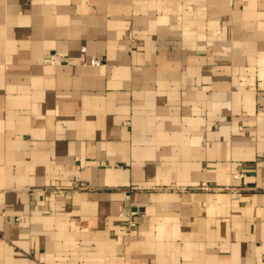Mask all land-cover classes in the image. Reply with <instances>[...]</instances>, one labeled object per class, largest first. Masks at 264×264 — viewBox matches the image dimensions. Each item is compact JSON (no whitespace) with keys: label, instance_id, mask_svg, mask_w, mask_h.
Returning a JSON list of instances; mask_svg holds the SVG:
<instances>
[{"label":"crops","instance_id":"1","mask_svg":"<svg viewBox=\"0 0 264 264\" xmlns=\"http://www.w3.org/2000/svg\"><path fill=\"white\" fill-rule=\"evenodd\" d=\"M0 264H264V0H0Z\"/></svg>","mask_w":264,"mask_h":264},{"label":"built area","instance_id":"2","mask_svg":"<svg viewBox=\"0 0 264 264\" xmlns=\"http://www.w3.org/2000/svg\"><path fill=\"white\" fill-rule=\"evenodd\" d=\"M85 50V49H84ZM51 59H53V60H62L61 59V57L60 56H57V55H53L52 57H51ZM103 63V61H102V59L101 58H92L91 59V61H90V64H92V65H101ZM233 176L235 177V178H239V177H243V173H240V172H234L233 173ZM78 186V185H77ZM78 187H80V188H84L85 187V185H84V183H81V184H79V186ZM206 188H208V187H206Z\"/></svg>","mask_w":264,"mask_h":264}]
</instances>
